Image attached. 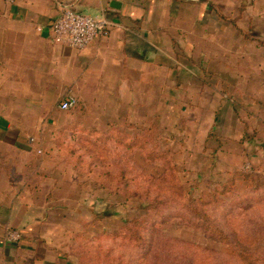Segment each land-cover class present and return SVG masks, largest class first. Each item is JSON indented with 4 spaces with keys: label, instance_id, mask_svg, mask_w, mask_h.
<instances>
[{
    "label": "crops",
    "instance_id": "1",
    "mask_svg": "<svg viewBox=\"0 0 264 264\" xmlns=\"http://www.w3.org/2000/svg\"><path fill=\"white\" fill-rule=\"evenodd\" d=\"M65 6L107 32L85 50L57 41ZM69 96L76 108L62 111ZM154 125L197 179L257 158L264 0H0V264H76L73 234L115 198L77 177L106 169L76 161L102 146L74 140Z\"/></svg>",
    "mask_w": 264,
    "mask_h": 264
},
{
    "label": "rangeland",
    "instance_id": "2",
    "mask_svg": "<svg viewBox=\"0 0 264 264\" xmlns=\"http://www.w3.org/2000/svg\"><path fill=\"white\" fill-rule=\"evenodd\" d=\"M80 128L81 126L78 125V131L81 130ZM151 128L156 130L152 135L155 136V139L150 145L151 147L143 149L146 153L150 151V156L143 154V151L139 149H136L134 153L133 151L127 153L123 148L119 149L118 154L108 155L109 161L106 167L113 165L112 173L117 174V170L120 168L121 170L123 168L127 169L126 171L120 170L119 173H125L133 179L132 192L127 198L114 195V201L105 198L102 208H98L101 212L96 217L93 216V220L81 227L78 233L73 234L70 250L72 256L76 259V264H78V258L73 248L80 244L79 240L81 242L91 240L104 231L115 232L127 221L138 217L142 221L140 234L143 239L141 241L131 242L123 237L118 239L109 238L102 241L103 248L110 252L117 263L191 264L190 260L185 259L187 255L191 256V250L183 246V248L177 247L178 241L182 240L215 251L212 260H204L199 264H244L243 260L241 261L234 255L233 248L235 245L238 246L236 242L238 239L243 240L246 238V240H243L245 243L254 240V243L247 249L257 256V264H264V203L259 204L253 200L256 199L257 201V199L264 198V144L259 145L261 148L259 152L261 153L256 156L257 158L254 161L248 159V162H245L241 169L229 172L208 168L197 179L196 171H193L189 165L182 166L177 161L182 157L171 153L168 148L169 145L166 144L169 142L168 137H165L163 132L160 133L159 126L154 125L145 129ZM143 130V128L136 127L133 130L134 132L130 131V134L141 135ZM81 140H74L77 143L75 145H81ZM93 156L79 154L76 156V161L81 162L84 157L85 160L90 161ZM184 157L187 163L190 159L191 161H197L195 156L186 155ZM169 160H171V164ZM247 164L251 166L249 170L245 169ZM173 166L175 170H172ZM166 173L168 184H165L163 177H161ZM174 174L177 175L185 191L192 190V196L195 198L204 191L212 192L218 189L219 194L222 192L216 201H212L209 207H204L202 210L208 212L213 226L219 227L230 237L231 241L229 240L228 244L220 241L219 236H216L217 239L205 230L203 226H207V223H203L194 217L189 202L182 199L180 192L173 187L176 179L172 177L175 176ZM255 174L262 177L263 183L258 181L257 188L253 189L244 180L243 175L252 176ZM77 177L78 179L87 178L89 182H94L95 172L79 171ZM233 177L235 182L231 181ZM151 178H153L152 181ZM150 184L152 186L149 189ZM148 189L150 191L147 195L152 203H158H154L155 207L145 212L141 205L144 202L145 191H148ZM104 190L111 194L109 190ZM250 207H253V209L249 210ZM230 213L231 215H229ZM151 236L154 237L152 244L149 243ZM248 237H250V240H248ZM242 247L245 248L247 245L244 244ZM247 260L246 262H250V260Z\"/></svg>",
    "mask_w": 264,
    "mask_h": 264
},
{
    "label": "trees",
    "instance_id": "3",
    "mask_svg": "<svg viewBox=\"0 0 264 264\" xmlns=\"http://www.w3.org/2000/svg\"><path fill=\"white\" fill-rule=\"evenodd\" d=\"M76 108V106H75ZM74 108V109H75ZM77 129V126L75 127V130ZM80 132H83L84 134H86V130L83 128H80ZM136 129V128H135ZM78 131V129L76 130ZM156 130L151 128V129H144L140 134H138L137 136H133L130 133H127L125 130L121 131L118 129H112V131L103 136V137H99L96 140L93 139H83V143H90L93 144L95 147L101 145L102 149L97 152V154H95V156H93V158H91V161H94L97 157V159L103 163H107L108 160V155H110L109 152V145H115L118 148H123L127 151V153H130L131 151H133V153L135 152L136 149H139L141 151H143V154H147V155H151L150 151H146L143 149H146L148 147H151L150 145L153 143V140L155 139V136L153 135V132H155ZM150 134V135H149ZM82 141V140H81ZM100 147V146H99ZM115 154H118V152H116ZM99 157V158H98ZM165 157L167 158V156L165 155ZM168 160V158H167ZM170 164H171V160H169ZM112 166H107L106 169L103 170H81V171H85V172H95V179H94V183L97 184V186L103 188V189H107L110 191L111 194L113 195H119V196H124V197H129L131 192H132V186H133V179L129 178V176H127L125 173H119L121 168H117L119 170L117 174L112 173L113 169ZM118 166V165H116ZM114 167V166H113ZM127 169L123 168L121 171H126ZM172 170H175L174 166L172 167ZM167 172V171H166ZM175 175V174H174ZM163 180L165 182V184H168V179H167V173L163 174ZM175 180H174V188H177V191L180 192L181 194V198L184 200H187L186 202H189V204L191 205V211L194 215V217H196L198 220H201L203 223H207V226H203L205 227V230L209 231L212 235H214L215 237L219 236V240L223 241L225 243L228 244V241L230 240V237L219 227L213 226V223L211 221V218L208 214L207 211H205L204 209L202 210V208L204 207H209L211 205V202L216 201L217 197L219 195L218 193V189H215L214 191H204L202 192L197 198L192 196V190H189V192L185 191L184 187L182 186V184L179 182L177 175L172 176ZM244 180L246 182H248V184H250L251 188L256 189L258 186V181H261L263 183L262 177L261 176H256L252 175H243ZM153 178H151L152 181ZM157 179V178H156ZM233 182H235V179L233 177V180H231ZM176 182V183H175ZM234 184V183H233ZM152 184L149 185V189L151 188ZM145 191V197H143L144 202L141 205V208L143 210H145V212L150 211L151 208L155 207L154 203H158V202H154L152 203V200L150 199V197L147 195L149 193V190ZM226 189V188H225ZM225 191V190H223ZM254 202L256 203H264V198H260V199H253ZM160 203V202H159ZM201 208V209H200ZM253 207H250L249 210H252ZM248 210V211H249ZM231 215V213L229 214ZM229 215H227V217H229ZM142 224V221L140 220V218H136L133 220H129L127 221L120 229L116 230L115 232H102L99 233L97 236H95L93 239L91 240H86L81 242L79 239V245L75 246L73 248L74 253L76 255V257L78 258V264H120L117 263L116 259L114 257H112V255H110L109 251H106L103 248V244L102 241L105 239H118L120 237H123L131 242H136V241H141L143 238L140 234V226ZM216 237V238H217ZM238 237V235H237ZM150 244H152L154 242V237H150ZM218 239V238H217ZM246 240V238H244ZM243 239V240H244ZM77 240V241H78ZM242 239H238L236 242L238 244L235 245V247L233 248V253L234 255L239 258L241 261L243 260L244 264H257V256L252 253L249 252V246L252 245L254 243V240H251L248 243H245ZM248 240H250V237H248ZM231 241V240H230ZM176 242V241H175ZM230 244V243H229ZM244 244L247 245V247H242ZM187 247V249L189 248V250H191V256L189 257L188 255L185 257V259L190 260L192 263L191 264H199L204 260H212L214 258V250L213 249H205L202 247H199L195 244H191L188 242H184L182 240H179L177 243V247L178 248H183V247ZM188 257V258H187ZM250 260V262H246V260ZM187 260V261H188ZM247 260V261H248ZM178 263V262H175Z\"/></svg>",
    "mask_w": 264,
    "mask_h": 264
},
{
    "label": "built area",
    "instance_id": "4",
    "mask_svg": "<svg viewBox=\"0 0 264 264\" xmlns=\"http://www.w3.org/2000/svg\"><path fill=\"white\" fill-rule=\"evenodd\" d=\"M14 2L15 0H6ZM108 22L104 18L85 15L69 6L62 8L57 20L53 25V31L57 41L77 50L87 49L97 38L104 35L108 30ZM77 105V100L69 96L60 103L62 111H71ZM250 165L245 166L246 170ZM6 240L11 243L19 242L22 234L17 230H8Z\"/></svg>",
    "mask_w": 264,
    "mask_h": 264
}]
</instances>
